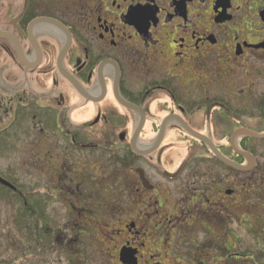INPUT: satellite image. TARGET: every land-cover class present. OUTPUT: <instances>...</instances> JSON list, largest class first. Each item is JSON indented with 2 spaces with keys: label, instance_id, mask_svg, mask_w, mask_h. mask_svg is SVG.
<instances>
[{
  "label": "flooded vegetation",
  "instance_id": "1",
  "mask_svg": "<svg viewBox=\"0 0 264 264\" xmlns=\"http://www.w3.org/2000/svg\"><path fill=\"white\" fill-rule=\"evenodd\" d=\"M12 140L46 197L93 215L85 231L113 183L108 264H246L233 227L264 155V0H0Z\"/></svg>",
  "mask_w": 264,
  "mask_h": 264
},
{
  "label": "rangeland",
  "instance_id": "2",
  "mask_svg": "<svg viewBox=\"0 0 264 264\" xmlns=\"http://www.w3.org/2000/svg\"><path fill=\"white\" fill-rule=\"evenodd\" d=\"M27 136L30 137L31 134ZM10 144L12 146L9 149L0 148V176L17 187L21 197L0 188V264H108L110 228L106 225L111 222V212L105 208L110 207L113 183L103 180L104 209L99 219L96 217L102 230L94 228L85 231L87 226L78 223L84 221V217L91 218L93 215L82 213L81 216L71 210L62 198L46 197L50 187L53 189V183L33 179L30 140H24L18 147L14 140ZM259 155V170L256 175L243 174L247 193L245 223L233 227L240 233L239 238L243 241L241 249L246 256V264H254L256 261L264 264L263 152ZM101 157L105 168L102 174L110 173L113 166L108 161L111 159L106 155ZM35 195L44 197L42 199L47 201L44 206L48 205L43 213L37 215L31 212ZM36 229L38 240L34 239ZM70 234L76 242L68 245L69 238L65 237ZM230 239V245L234 248L236 239L233 235ZM241 261H244L243 258Z\"/></svg>",
  "mask_w": 264,
  "mask_h": 264
},
{
  "label": "water",
  "instance_id": "3",
  "mask_svg": "<svg viewBox=\"0 0 264 264\" xmlns=\"http://www.w3.org/2000/svg\"><path fill=\"white\" fill-rule=\"evenodd\" d=\"M239 169H242V168H239ZM0 184L4 187L10 188L12 190H16L15 186H13L10 182H8L2 177H0Z\"/></svg>",
  "mask_w": 264,
  "mask_h": 264
},
{
  "label": "trees",
  "instance_id": "4",
  "mask_svg": "<svg viewBox=\"0 0 264 264\" xmlns=\"http://www.w3.org/2000/svg\"><path fill=\"white\" fill-rule=\"evenodd\" d=\"M0 188L5 189V190H6L7 192H9V193H13L14 195L16 194V193L13 192L12 190H10V189H8V188L2 186V185H0ZM16 196H17V194H16ZM17 197H18V196H17ZM26 205L28 206V203H27ZM26 213L28 214V212H26ZM41 213H43V211L39 212V214H41ZM28 215H29V214H28ZM39 220H40V218H39Z\"/></svg>",
  "mask_w": 264,
  "mask_h": 264
}]
</instances>
